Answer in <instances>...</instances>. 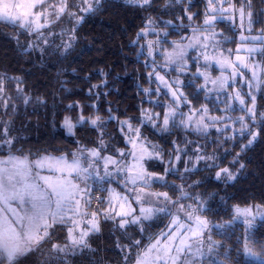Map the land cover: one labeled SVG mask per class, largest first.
Returning <instances> with one entry per match:
<instances>
[{
  "label": "snow or ice",
  "instance_id": "obj_1",
  "mask_svg": "<svg viewBox=\"0 0 264 264\" xmlns=\"http://www.w3.org/2000/svg\"><path fill=\"white\" fill-rule=\"evenodd\" d=\"M126 3L147 9L154 0H126ZM183 3L184 0H165L164 7ZM203 3L202 23L198 25L195 24L198 13L191 12L185 5L183 15L176 18L181 20L179 25H174L171 20L165 21L166 27L156 33L155 20L149 16L145 26L136 33L133 44L150 32L156 33L155 40L146 42L148 56L163 49L164 64L161 66H173L178 75L174 80L166 79L153 59L152 70L147 74L149 84L159 83L155 89L144 88L143 93L146 97L152 96L153 92L156 97L163 94L170 100L164 103L155 100L156 106L165 109L163 113L142 109L140 126L134 127L131 118L121 120L109 108L107 119L117 121L125 144L131 145L130 149L113 145L114 152L105 154L110 145V141L105 139L106 121L99 115L81 113L75 120L66 115L61 126L68 135L75 136L77 125H89L98 133L93 146L77 140V147L71 153L54 155L46 150L24 153L16 149V152H21L17 155L12 151L17 138L12 136L11 122L0 121V148L8 149L7 157H0V264H20L21 259L41 251L47 244L51 245L48 256L63 254L59 259L77 249L93 250L89 239L102 231V222L110 221L114 228L125 231L129 225H137L143 235L147 231L145 222L161 215L169 217L166 230L150 234L146 244L131 235L128 243H117L123 264H233L227 249L220 253L224 246L212 240L211 232L213 228L228 229L235 222L244 226L243 244L237 248V257L242 252L245 259L255 258L258 264H264V242L254 240L252 235L257 218L264 221V204H235L229 220L213 225L205 215L207 200L200 193L191 194L183 184L174 185L179 193L175 198L168 191L152 190L157 182H162L161 187H170L166 177L179 172L177 164L171 162L173 153L175 161L180 162L181 154H186L187 144L191 142L180 147L173 141V149L168 153V166L162 173L150 171L147 162L159 160L164 163L165 154L159 145L143 136L141 127L145 123L159 132L183 127L207 134L210 128H216L219 136L223 137L220 146L227 142L233 146L239 144V150L227 165L222 166L218 156L205 153L199 145L193 150L194 159L188 156L183 160L185 173L195 170L203 161L206 168L217 169L215 179L226 186L236 181L246 168L244 154L264 135V111L258 107L256 94L264 92V27L254 29L255 24H264V20L258 18L264 16V12L254 10L253 0H203ZM103 7V0H0V21L15 26L13 38L26 52L39 51L43 58L47 50L45 46H53L49 37L56 35L52 32L46 34L43 29L50 28L65 16L74 21L71 28H64L59 33L67 39H62L53 49H62L60 54L64 55L72 49L77 40V27L85 19L79 13L94 14ZM185 16L189 25L182 23ZM237 18L240 33L236 47L224 49L223 45L233 38L215 31L216 25L221 20L235 23ZM167 26L176 29L189 27L191 35L173 41L169 51L163 48L162 40L169 35ZM253 31L258 34L252 35ZM24 34L29 37L35 35L36 39H29L25 46L20 42V36ZM184 40L188 42L183 43ZM188 49L197 50V55L190 58L196 70L191 73L189 84L202 78L204 83L196 84L197 93L206 90V102L199 108L192 105L182 90L185 81L179 75L190 71ZM257 54L261 57L259 61L254 59ZM214 67L219 69L215 79L210 74ZM9 81L15 84V91L23 96L25 104L29 103L30 96L25 94L21 77L0 73V108H11L15 112L13 98L6 95ZM209 83L212 88H207ZM242 86H246L247 91ZM162 89L167 91L162 92ZM212 93H215V101L210 108L208 101ZM37 99L44 103L42 98ZM221 103L224 107L218 108ZM182 106H189V111H181ZM213 110L221 114L211 115ZM235 111L240 115L233 117ZM225 151L231 153V148ZM113 181L117 187L111 186ZM193 184H199V181H193ZM185 200L192 203L185 204ZM58 228L66 231L64 242L57 240ZM237 242H240L239 237ZM221 255L224 258L218 259ZM235 264H240L239 259Z\"/></svg>",
  "mask_w": 264,
  "mask_h": 264
},
{
  "label": "trees",
  "instance_id": "obj_2",
  "mask_svg": "<svg viewBox=\"0 0 264 264\" xmlns=\"http://www.w3.org/2000/svg\"><path fill=\"white\" fill-rule=\"evenodd\" d=\"M103 3L104 7L94 14L79 13L85 19L77 27V40L72 49L64 55L60 54L62 49H53L62 39H67L66 36L59 35L62 29L71 28L74 23L67 16L50 28L43 29L46 34L48 32L56 34L49 37L53 46H45L47 50L43 58L39 51L26 52L13 38L16 33L15 26L0 21V73L9 77H21L25 94L30 96L29 103L25 104L23 96L15 91V84L11 81L6 84V95L13 98L16 111L13 112L11 108H0V121L11 122L12 136L17 138L12 150L15 154L29 151L37 153L44 150L53 154L71 153L77 147V140L93 146L97 141L98 133L89 125H77L75 136L68 135L66 129L61 126L66 115L75 120L81 113L86 116L99 115L106 121L105 139L110 141L107 153H112L113 145L120 148L129 147L124 142L117 121L107 119L109 108L112 109V114L121 120L131 118L133 126H140L142 109L160 113L165 110L156 106L154 102L159 99L164 103L168 98L164 95L156 97L154 92L152 96L146 97L143 93L144 88L155 89L157 86V82L149 84L147 74L152 70V65L148 60V53L144 50L146 38H141L136 44L132 41L136 39V33L145 26L149 16L155 20L154 26L157 28L164 29L166 27L164 22L168 20L173 21L174 25H179L181 20L176 18L183 15L185 5L190 7L191 12L198 13L195 24L202 23L203 0H191L190 4L189 0H184L181 5L167 8L164 7L165 0H154L153 5L147 9L134 7L126 3V0H103ZM253 8L257 13L264 12V3L262 0H253ZM258 18L264 20V16ZM188 22L185 16L182 23L188 25ZM216 26L222 29L226 36L233 38L231 42L235 40L233 37L235 31L228 22L221 20ZM261 27H264V24L254 25L256 30ZM188 28L184 27L182 31H177L173 26H167L169 35L166 41L188 35ZM29 39L35 40L36 37L35 35L29 37L26 34L20 36V42L25 46ZM258 58L261 59L260 56ZM188 67L190 71L183 74L185 81L183 91L192 101V105L199 108L206 102V92L202 90L197 93L196 84H202V78H197L195 83L189 84L192 80L191 73L196 70L195 63L191 59ZM93 85L97 87L93 88ZM256 94L258 107L264 111V92ZM37 98H42L44 103H39ZM214 101L215 99L210 96L208 101L210 108H213ZM69 104L73 107L69 108ZM187 107L184 106V109ZM217 107L223 108V104ZM210 114L221 113L213 110ZM141 131L149 141L159 145L165 154L164 163L159 160L147 162L149 170L154 172L162 173L168 166V153L173 149V141H176L180 147L191 142L187 144L186 154L182 153V160L177 163L179 172L166 177L170 187H161L162 182H157L153 184L152 190L168 191L176 197L179 193L174 185L183 184L189 192L200 193L207 200L208 210L205 215L213 225L229 220L232 206L235 204L241 206L264 204V135L244 154L246 168L236 181L226 186L215 179L214 174L217 169L206 168L203 161L195 170L185 173L183 160L187 153H193L192 149L199 145L205 153H214L218 156L220 158L218 162L222 166L227 165L239 150V144L233 146L231 142H227L220 146L223 137L219 136L215 129L207 134L186 130L183 127L159 132L151 124L145 123ZM228 148H231V153L225 151ZM16 149H20L21 152H16ZM4 154H8V149L0 148V155ZM173 161H175L174 153L171 162ZM180 173H183V176ZM193 181H199V184H193ZM168 221L169 217L161 215L158 219L145 222L147 231L143 235L140 234L137 225H129L125 231L114 228L110 221L102 222V231L89 239L93 250L77 249L74 253L59 259L58 257L63 254L48 256L51 245L47 244L41 251L21 259L20 264H123L121 250L116 247L118 242L128 243L131 235L142 239L146 244L148 236L159 233ZM243 232V224L235 222L228 229L213 228L211 236L212 240L223 244L220 253L227 249L233 264L236 259H239L240 264H258L255 258L245 259L242 252L240 257H237V248H241L243 244ZM252 235L254 240L264 242V221L256 220ZM65 236V231H60L58 228L56 233L58 242H64ZM223 258L222 255L218 257V259Z\"/></svg>",
  "mask_w": 264,
  "mask_h": 264
},
{
  "label": "rangeland",
  "instance_id": "obj_3",
  "mask_svg": "<svg viewBox=\"0 0 264 264\" xmlns=\"http://www.w3.org/2000/svg\"><path fill=\"white\" fill-rule=\"evenodd\" d=\"M225 22H228L232 27H233V30L235 31V34H234V36L233 37H235V40H233V42H228V43H225L224 45H223V47H224V49H228V48H232V49H235V47H236V41H238V39H239V33H240V29H239V19L237 18L236 19V21H235V23H233L232 21H225ZM188 25H189V22H188ZM155 27V26H154ZM156 28V33H159V32H161L162 30H163V28H157V27H155ZM176 29V28H175ZM189 29V31H188V35H186V36H190L191 35V28H188ZM177 31L178 30H181L182 31V28H179V29H176ZM215 31H217V32H219V33H223L225 36H226V34L222 31V29H220V28H218V26H216V28H215ZM156 33H153V32H150L145 38H146V41H145V51L148 53V47H147V40H155L156 38H157V36H156ZM183 34H184V32H183ZM245 34L246 35H248L249 33L247 32V30L245 29ZM252 35H256V34H258V32L257 31H253L252 33H251ZM150 35H153V36H150ZM183 36V35H182ZM185 36V35H184ZM227 36H229V35H227ZM181 37V36H180ZM180 37H178L177 39H169V41H166V38H165V40H164V38L162 37V40H164V43H163V48H166V49H168L169 51H171V49H172V42L173 41H179L180 40ZM188 41L187 40H184L183 41V43H187ZM163 51V49H161V51H157V52H153V55L150 57V56H148V60L150 61V64L152 65V61H153V59H155V61H156V64H157V66H158V71L162 74V75H165V78L166 79H169V80H174L176 77H177V75H178V73L176 72V71H174L173 70V66H168V67H163V66H161V65H163L164 64V57H163V55L161 54V52ZM209 51L211 52V49H209ZM197 55V50L196 49H188V57H189V62H190V58L192 57V56H196ZM259 54H257L255 57H254V59L255 60H257V61H259L260 59L258 58L259 56H258ZM201 63H203V61L201 60ZM210 74H211V76H212V78L213 79H215L216 78V76H218L219 75V69L218 68H213L212 70H210ZM180 75V79L181 80H183V74H179ZM159 82L157 81V84H158ZM202 83H204V81H203V79H202ZM213 87V85L211 84V83H209L208 85H207V88H212ZM242 87H244V86H242ZM246 87V86H245ZM245 89V91H247V88H244ZM183 90V89H182ZM167 90L166 89H162V92H166ZM205 92H206V90H205ZM163 95V94H162ZM166 98H168V100H170V97L169 96H166V95H164ZM210 96L211 97H213L214 99H215V93H212V94H210ZM223 107H224V105H223ZM181 111H183V112H185V113H187L188 111H189V106L186 108V109H184V106H182L181 107V109H180ZM212 115V114H211ZM232 115H233V117H235V116H238V115H240V112L239 111H235V112H233L232 113ZM194 119H198V117H194ZM135 127V126H134ZM212 129H215L216 130V128H210L209 129V131L208 132H210ZM128 147H129V149L131 148V145H128ZM197 146H195V148H196ZM201 147V146H200ZM194 148V149H195ZM194 149H192V151L194 150ZM105 154H109V153H105ZM7 155L8 154H4V155H0V157H4V158H6L7 157ZM17 155H19V154H17ZM54 155H59V154H54ZM192 155H194V152L193 153H187V156L185 157V159H187L188 158V156H192ZM193 159H194V156H193ZM102 163V162H101ZM173 163L174 164H177L178 162L177 161H173ZM189 166H191V164L189 165ZM107 186V185H106ZM111 186H113V187H117V184H116V182L115 181H113V182H111ZM153 191H158V190H153ZM191 194H193L192 192H190ZM170 194V193H169ZM171 195V194H170ZM193 195H195V194H193ZM172 196V195H171ZM173 198H175L174 196H172ZM185 204H188V203H192V201H190V200H185V201H183ZM95 205L93 204V207H94ZM259 218H257V220H258ZM168 223H169V221H168ZM167 223V224H168ZM166 224V225H167ZM162 230H166V226L162 229ZM65 234H66V231H65ZM205 250H206V248H205Z\"/></svg>",
  "mask_w": 264,
  "mask_h": 264
}]
</instances>
